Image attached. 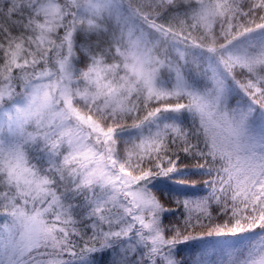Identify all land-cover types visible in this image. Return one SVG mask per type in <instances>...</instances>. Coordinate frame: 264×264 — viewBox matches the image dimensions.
<instances>
[{"label": "snow or ice", "instance_id": "1", "mask_svg": "<svg viewBox=\"0 0 264 264\" xmlns=\"http://www.w3.org/2000/svg\"><path fill=\"white\" fill-rule=\"evenodd\" d=\"M0 264H264V0H0Z\"/></svg>", "mask_w": 264, "mask_h": 264}, {"label": "trees", "instance_id": "2", "mask_svg": "<svg viewBox=\"0 0 264 264\" xmlns=\"http://www.w3.org/2000/svg\"><path fill=\"white\" fill-rule=\"evenodd\" d=\"M196 177H193V179H195ZM169 219H172L171 217L169 218ZM165 223H168V221H165ZM257 231H259L258 229H257ZM231 239V238H230Z\"/></svg>", "mask_w": 264, "mask_h": 264}]
</instances>
